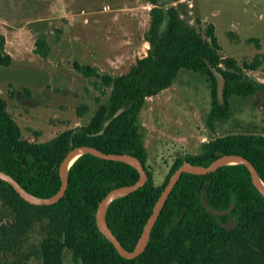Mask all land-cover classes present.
Returning a JSON list of instances; mask_svg holds the SVG:
<instances>
[{"label":"trees","instance_id":"trees-1","mask_svg":"<svg viewBox=\"0 0 264 264\" xmlns=\"http://www.w3.org/2000/svg\"><path fill=\"white\" fill-rule=\"evenodd\" d=\"M150 1L157 4V0ZM184 14L182 4L153 7L146 34L150 48L125 74L112 76L89 64L73 62L78 73L94 77L95 85L110 89L108 100L98 107L87 125L65 130L45 142L28 141L0 92V169L33 196L47 198L60 190V164L76 146H93L105 153H129L141 160L149 176L147 183L115 199L106 211L110 228L128 251L137 245L163 189L184 163L207 167L222 154H237L254 164L264 183V134L260 133L213 138L200 153L177 159L162 185L155 183L137 126L138 115L148 97L170 87L182 69L205 74L212 84V107L207 118L212 127L215 121L230 116L232 95L248 97L264 90L263 83L239 74L235 60L220 55L213 23L202 35ZM250 41H255L260 49L257 39ZM36 53L43 58L50 55L44 34L37 40ZM261 57L263 54H257L244 67L257 70L262 64ZM12 62V56L5 50L4 36L0 35V67ZM209 65L226 79L223 102ZM82 108L79 115L88 106ZM120 108L124 112L99 134ZM139 179L140 174L132 165L89 153L81 155L70 167L66 194L52 205L27 202L0 179V204L9 214L0 224V251L13 257L11 264H24L31 253L38 254L42 264H64L66 251L77 264H264V195L241 163L221 166L206 175L183 173L161 211L146 250L132 259L120 255L99 230L96 212L111 190L132 185ZM207 181L211 182L206 190L209 204L218 210H227L234 204L229 214L218 217L203 206L200 197ZM229 216L236 224L232 230L219 224L220 219L226 222ZM37 223L43 227L44 236L39 247H34L29 244V236Z\"/></svg>","mask_w":264,"mask_h":264},{"label":"rangeland","instance_id":"rangeland-1","mask_svg":"<svg viewBox=\"0 0 264 264\" xmlns=\"http://www.w3.org/2000/svg\"><path fill=\"white\" fill-rule=\"evenodd\" d=\"M180 4L184 18L202 35L210 23L215 25L219 53L236 61L240 75L264 84V0H157L156 5L150 0H0V35L13 58L10 66L0 67V92L23 138L45 142L87 125L108 100L110 89L78 73L73 62L112 76L127 73L150 48L146 34L153 7ZM43 34L50 46L47 58L36 53ZM251 38L258 40L260 49ZM259 53L261 66L245 68L244 63L251 64ZM230 103V116L210 127L211 81L189 69L147 98L137 126L156 185L165 182L177 159L200 153L213 138L264 134V90L248 97L232 95ZM82 106L88 109L79 115ZM8 218L0 204V224ZM43 236V227L35 224L29 244L39 247ZM12 258L0 251V264H11ZM24 264L42 260L31 253ZM64 264H77L69 251Z\"/></svg>","mask_w":264,"mask_h":264},{"label":"water","instance_id":"water-1","mask_svg":"<svg viewBox=\"0 0 264 264\" xmlns=\"http://www.w3.org/2000/svg\"><path fill=\"white\" fill-rule=\"evenodd\" d=\"M206 61L209 64V61L208 60ZM209 67L217 80L218 97L220 101L223 102L226 79L224 75L221 72H219L216 68L212 67L211 65H209ZM124 110H125L124 108L118 109L113 114V117L106 121V123L104 124V129H102L99 134L104 133L105 128L111 123L112 119L120 116L124 112ZM86 153L92 154L102 159L125 162L135 167L140 174V179L136 183L132 185L117 187L111 190L106 195V197L100 202L96 212V223L101 233L115 246V248L118 250L120 255L128 259L136 258L146 250L151 237L152 230L161 214V211L183 173L206 175L214 172L221 166L241 163L246 165V167L248 168L251 174V178L254 186L262 193V195H264V183L260 179L254 164L241 155L222 154L207 167H199V166L191 165L189 163H184L173 173L168 184L163 189L159 199L154 205L152 214L149 217L144 227V230L138 240L137 245L132 251H128L127 249H125L121 241L115 236L112 229L110 228L106 220V211L108 206L115 199L133 193L147 183L149 176L147 174L145 166L141 162V160L135 157L134 155L129 153H125V154L105 153L97 149L96 147L88 146V145L76 146L67 153L66 157L63 159V161L60 164L59 175L62 182L60 190L55 195L47 198H38L28 193L13 176H11L10 174L6 173L1 169H0V179L8 182L25 201L33 205H52L59 202L65 196L68 188L69 169L81 155ZM210 183H211L210 181H207V183L204 186V190L201 193L200 198L203 206L206 208L208 212L218 217L229 214L234 208V204H232L231 207L227 210H218L213 208L209 204L206 196V190L208 189ZM219 224L226 230H232L236 226L232 216H229L226 222L220 219Z\"/></svg>","mask_w":264,"mask_h":264}]
</instances>
